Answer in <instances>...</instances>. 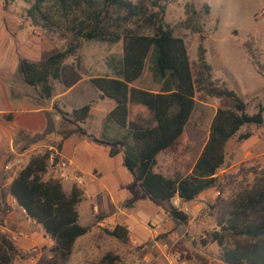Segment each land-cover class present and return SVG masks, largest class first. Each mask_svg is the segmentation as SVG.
Listing matches in <instances>:
<instances>
[{"label": "trees", "instance_id": "trees-1", "mask_svg": "<svg viewBox=\"0 0 264 264\" xmlns=\"http://www.w3.org/2000/svg\"><path fill=\"white\" fill-rule=\"evenodd\" d=\"M168 1L151 0L148 5L146 0H33L26 9L31 21L60 36L69 34L71 39L64 48L40 60L18 59L23 81L36 88L40 97L48 99L52 93L49 78H59L61 62L75 52L78 38L120 40L118 74L93 76L89 82L98 97L113 101L107 118L126 132L118 138L88 136L96 143L106 144L109 156L122 152V163L136 188L154 204L169 202L175 196L190 201L213 187L216 171L225 162L226 142L232 137L247 138L248 131L239 132L243 125L264 122V104L257 103L256 110L247 113L245 102L233 90L210 79L211 67L203 58L200 43L197 70L193 71L186 41L173 35L163 19L164 3ZM241 45L247 60L262 73L263 65L251 49L252 44L245 41ZM151 46L155 49L154 71L162 79L156 91L131 84L141 74ZM166 68L171 70L167 75ZM197 85L207 95L223 98L230 106L214 110L205 141L191 166H187L190 142L184 127L194 107ZM90 105L87 102L65 111L52 104L60 117L61 139L74 132L85 134L80 124ZM126 137L132 142L128 147ZM55 149L58 151L59 143ZM52 151L46 148L31 154L8 183L7 191L23 213L53 241L58 260L63 261L76 237L85 233L88 226L77 222L76 205L81 189L73 184L65 194L58 178L42 179ZM56 160L57 154H53L52 161ZM164 211L177 223L187 220V214L170 202ZM102 230L120 241L128 238L127 228L119 223ZM210 242L217 245L215 258L222 263L264 264V175L255 176L229 199L214 227L200 239L202 246ZM14 250L11 239L0 231V264H12ZM179 258L189 256L179 253ZM94 264L124 263L117 254L107 251Z\"/></svg>", "mask_w": 264, "mask_h": 264}, {"label": "rangeland", "instance_id": "rangeland-1", "mask_svg": "<svg viewBox=\"0 0 264 264\" xmlns=\"http://www.w3.org/2000/svg\"><path fill=\"white\" fill-rule=\"evenodd\" d=\"M32 1L0 0L1 70L15 68L19 76L17 65H11L14 47L18 50V56L35 61L64 48L71 39L69 34L60 36L32 22L26 14V9ZM146 1L149 5L151 0ZM149 9L156 8L149 7ZM163 19L171 27L173 35L182 37L186 41L189 60L194 72L197 70V46L200 43L204 48L203 58L211 67V80L217 79L218 82H223L227 88L233 90L245 102L247 113L254 112L257 103L264 104V0H169L164 3ZM29 40H31L30 43ZM245 41L252 44L251 49L263 65L262 73L256 71L243 53L241 44ZM77 42L78 47L75 52L61 62L58 79L62 76L64 81H69L77 75L85 77L116 76L118 74L121 60L120 40L107 42L78 38ZM154 55L155 49L151 46L146 54L141 74L132 82L133 86L144 89L160 88L162 79L154 71ZM49 82L55 91L63 86L53 78H49ZM23 84L24 89H29L28 85ZM30 92L35 102H42L37 89L32 88ZM80 95L71 93L66 95L65 99H54V103L60 109L63 103L64 109L69 111L72 107H78L92 99V96H89L88 100H83L80 98L83 96ZM194 100V107L184 127L185 137L190 142L187 166L205 141L208 124L214 110L217 107L230 106L223 98L207 95L201 85L196 86ZM104 103V101H98L92 109L98 112L90 111L84 121L83 126L91 134L97 133L103 119L99 112L104 109ZM39 118L42 122L39 128L58 127L59 116L55 111L43 112ZM106 126L111 128L109 125ZM245 131L249 132L247 138L237 140L236 137H232L226 142L225 162L216 171V184L209 189L208 193L203 191L198 197L188 202L176 198L169 201L170 204L187 214L185 224L177 223L163 212L169 202L164 201L155 205L145 197L144 200L134 201L136 210L133 218L135 221L128 223L131 226L132 235L139 236L142 235V230L139 228L141 222L143 219H149L147 223H144L143 236L136 239V242L132 243L130 240L122 242L107 235L102 229L95 228L96 221H92L88 225L91 231L76 243L77 247L82 248L89 245L97 256L107 251L115 253L118 250H125L124 258L128 260V263L133 264L136 256L143 254L149 246L155 243L167 245L171 251L187 254L190 262L203 263L206 257L214 258L218 250L217 245L211 242L202 246L200 239L203 238L205 232L214 227L217 216L227 205L229 199L247 187L255 176L264 175V122L260 125H243L239 129V132ZM45 135L48 138H54L52 131ZM55 136L58 135L55 134ZM130 144L132 142L126 137V147ZM46 148L49 147L34 145L29 149L28 154L39 153ZM54 153L57 154L56 151ZM60 162L64 163L63 170L69 172L66 161L58 154L56 161L47 162V167L56 171L60 167ZM11 163L13 164L8 166ZM20 164V160L13 157L4 164L3 169L11 174L18 169ZM155 222H161L165 227L158 228ZM153 229L156 230L155 233H152ZM11 234L16 239H26L20 231ZM19 244L20 242L15 243L12 264H53L58 259L54 245L49 239H45L43 244L30 245L29 243L25 246ZM31 248L35 250L32 251ZM120 259L123 261L121 257ZM80 263L94 264L95 262Z\"/></svg>", "mask_w": 264, "mask_h": 264}, {"label": "crops", "instance_id": "crops-1", "mask_svg": "<svg viewBox=\"0 0 264 264\" xmlns=\"http://www.w3.org/2000/svg\"><path fill=\"white\" fill-rule=\"evenodd\" d=\"M30 42L31 40H29V43ZM13 50L14 57L11 65L16 64L18 68V59L20 56L17 55V48L14 47ZM1 61L2 58L0 56V231L4 234H9L6 235L11 239L14 248L16 242H20V246H25L29 243L30 245L43 244L45 239H49L53 243V241L42 232L40 226L23 213L22 209L16 204L14 198L8 193L7 185L16 171L27 162L30 156L28 151L31 147L34 145H44L56 151V144L59 143V149L56 153L66 161L68 173L76 176L79 182L60 179L57 177L56 171L54 170V172L48 167H46L42 179L58 178L65 194L69 193L73 184L81 189V199L76 205L77 222L80 225L88 226L92 221H96L94 226L100 229L104 227L111 228L115 223H119L124 225L128 230L127 240L134 243L136 239H140V237L143 236L145 228L144 223H147L149 219H143L141 222L139 228L142 230V235L139 236L132 235L131 226L128 223L134 220L133 213L136 210L133 204L134 201H136V199L144 200L146 196H142L141 193L143 192L136 188L135 181L123 165L122 152L119 151L113 156H109V147L106 144L96 143L88 136L92 135L95 138L103 136L118 138L125 134V128L119 127L107 118L108 111L113 106V101L110 102L106 97H98V92L89 82V78L93 76L80 77L81 75H77V77L69 81H64L62 76L60 79H55L57 82L62 83L63 86L57 88L55 91L51 84V97L49 99L42 98L37 92L42 102H35L30 92L34 87L28 85L29 89H24L22 85H24L23 83L25 82L21 74L19 76L15 68L12 70H10V68L1 70ZM149 90L156 91L157 89ZM83 92H85V94H83ZM71 93L81 94L83 97L80 98H83V100H88V97L92 96V99L87 101L91 104L88 113L90 111H97L92 109L98 104V101L105 102L104 109L99 112L103 119L96 134H91L86 131L83 126L86 118L80 124L85 134L74 132L63 139H61L58 133L60 117L57 128H48L47 126L39 128L42 126L39 117L43 112H56L52 107L54 99H65V96ZM61 106L62 109L65 108L63 103H61ZM64 110L68 111L67 109ZM106 125L111 126V128H108ZM49 131L53 132V139L46 137L45 134ZM55 134L58 136H55ZM202 145L194 154L192 161L189 163L190 166L197 157ZM188 156L189 155H187V157ZM13 157L20 160L21 164L15 172L9 174L3 169V166ZM188 171L189 169L186 170V172ZM210 188L204 191L208 193ZM173 198L178 197L175 196ZM164 210L165 209H163V212L165 213ZM107 223L109 225H106ZM155 223H157L158 228L164 226L161 222ZM16 231L22 232L23 237L26 239H16L15 236L11 234H14ZM90 231L91 227H89L85 233L76 237L69 256L63 261H59L58 259L57 261L60 262V264L64 262L65 264H71V262L73 264H82L80 262L84 261L96 262L104 253L97 256L96 252H93L91 246L85 245L79 248L76 244L87 236ZM155 232L156 230L153 229L152 233ZM124 252L125 250H118L115 251L114 254L121 257L124 264H133L128 263V260L124 258ZM214 258L206 257L203 263L199 261H196V263L190 262L189 258H179V252L171 251L169 246L155 243L149 246L148 250L143 254L136 256L134 264H225Z\"/></svg>", "mask_w": 264, "mask_h": 264}, {"label": "built area", "instance_id": "built-area-1", "mask_svg": "<svg viewBox=\"0 0 264 264\" xmlns=\"http://www.w3.org/2000/svg\"><path fill=\"white\" fill-rule=\"evenodd\" d=\"M47 149H51V148H47ZM53 150V149H52ZM55 154L54 153V150L52 151V153L49 154V157H48V161L51 162L52 161V155ZM54 162V161H52ZM13 163L11 164H8V166L12 165ZM64 165L63 162H60V167L56 170L57 172V177L58 178H61V179H65V180H71V181H76V182H79L78 178L76 176H74L73 174H69L68 172H66L65 170H63L62 166ZM178 199V198H176ZM176 207V206H175ZM31 250H35L34 248H31Z\"/></svg>", "mask_w": 264, "mask_h": 264}, {"label": "water", "instance_id": "water-1", "mask_svg": "<svg viewBox=\"0 0 264 264\" xmlns=\"http://www.w3.org/2000/svg\"><path fill=\"white\" fill-rule=\"evenodd\" d=\"M170 71H171V70H170V69H167V68L164 70V72H165L166 75H167L168 73H170Z\"/></svg>", "mask_w": 264, "mask_h": 264}]
</instances>
